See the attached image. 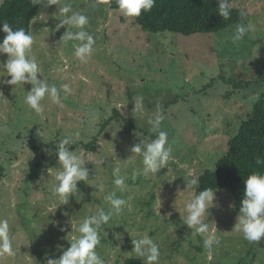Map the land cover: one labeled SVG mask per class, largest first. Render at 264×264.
I'll return each mask as SVG.
<instances>
[{
    "label": "rangeland",
    "instance_id": "obj_1",
    "mask_svg": "<svg viewBox=\"0 0 264 264\" xmlns=\"http://www.w3.org/2000/svg\"><path fill=\"white\" fill-rule=\"evenodd\" d=\"M68 2L88 16L87 30L96 37V51L86 63L73 55L76 42L58 44L66 28L55 30L63 18L57 10ZM231 2L248 14L238 24L252 25L238 44L230 39L237 24L190 36L152 33L111 9L109 0L39 4L30 31L42 69L38 78L58 88L68 84L72 92L63 107L45 98L44 112L37 114L24 102L31 85H24V91L4 82L10 77H0V218L9 220L16 250L15 256L0 257V264H47L46 257L59 258L70 246L68 239L77 234V222L100 206L107 210L104 196L114 188L112 171L117 167L128 185L117 195L127 204L100 230L97 251L105 264H121L135 255L129 253L131 239L144 233L159 245L160 264H264V239L249 242L233 230L239 213L229 190L215 193L216 206L209 216L215 225L210 230L220 242L211 250L181 220L190 192L178 193L186 191L187 181L213 167L264 93V0ZM6 60V54L0 55V62ZM241 82L242 87L237 86ZM134 96L143 97L140 112H133ZM157 104L166 116L162 127L168 133L171 158L158 174L137 175V170L142 173V156L125 162L132 156L131 147L139 143L135 133L155 138L146 120ZM90 110H96L94 122ZM112 115L116 118L97 138L95 151H86L79 143L96 137ZM64 136L77 144L70 150L87 157L90 178L78 183L67 205L53 195L57 182L48 174L49 168L58 167L55 144ZM116 234L122 240H116Z\"/></svg>",
    "mask_w": 264,
    "mask_h": 264
},
{
    "label": "clouds",
    "instance_id": "obj_2",
    "mask_svg": "<svg viewBox=\"0 0 264 264\" xmlns=\"http://www.w3.org/2000/svg\"><path fill=\"white\" fill-rule=\"evenodd\" d=\"M44 2L45 0H33L34 5ZM58 2L59 0H46L47 6L56 5ZM155 3L156 0H118V11L125 17L136 18L140 17L142 12L150 11ZM217 3L218 15L224 20L229 19L233 8L231 0H217ZM57 11L63 18L59 20L55 30L66 28L58 44L67 46L70 42H76L73 55L79 62L86 63L96 51V37L87 30L88 16L82 11L75 10L71 2L62 4ZM244 15L245 13L241 12V16ZM45 16L40 14L41 18ZM0 26H2L0 31L5 34L0 42V55H7V60L0 62V77H10L4 82L15 87L22 86L24 91V85H31L30 91L26 92L24 102L37 114L44 112L42 101L45 98L63 107V100L71 95L72 89L68 84H63L58 88L55 84L38 78L41 77L42 69L33 53V34L26 32L24 28L14 29L7 21L0 22ZM251 30V23L237 24L230 37L232 43L238 44L244 40ZM132 102L133 112L143 110L142 96H134ZM89 116L94 122L96 110H90ZM165 120L164 111L161 105L157 104L155 112L146 120L148 132L155 134V138L135 133L139 138V143L131 147L132 156L125 163L132 160L135 155L142 156V173L141 170H137V175L158 174L171 158L172 149L169 146L168 133L162 127ZM74 143L75 140L71 136L59 138L55 144L58 167L48 169V174L53 175L57 182L52 186L53 195L61 205H67L70 197L78 192V183L90 181L89 170L85 166L88 163L87 157L78 154L77 150H70ZM80 151L82 153V150ZM51 154L49 152V155ZM256 164L264 165V158L257 157ZM120 172L119 167L112 171L114 188L104 196V201L108 205L107 210L100 206L94 214L77 222L75 226L77 234L68 239L70 246L63 250L57 259L46 257L47 264H105V260L97 251L98 246L101 245L100 230L103 225L111 221L113 216L120 215L127 204L122 196L117 195L118 192H126L128 187L127 177L121 175ZM244 185L243 199L233 230L242 233L243 238L249 242H259L264 239V173L252 172L244 180ZM198 188V179L192 178L186 182V191L178 193L180 195L190 192L189 199L183 205L185 215L181 220L187 228L192 230V235L202 236L204 248L211 250L220 242L215 232L210 230V225H215V222L209 220L210 210L216 206L214 201L218 189L207 187L198 192ZM53 207L56 205L53 204ZM115 239L122 240V237L116 234ZM131 242L133 248L130 254L134 253L136 257L142 258L144 264H160L159 245L147 233L139 238L131 239ZM15 255L16 250L13 237L10 235L9 220L0 218V257ZM35 264H37L36 261Z\"/></svg>",
    "mask_w": 264,
    "mask_h": 264
},
{
    "label": "trees",
    "instance_id": "obj_3",
    "mask_svg": "<svg viewBox=\"0 0 264 264\" xmlns=\"http://www.w3.org/2000/svg\"><path fill=\"white\" fill-rule=\"evenodd\" d=\"M110 8L118 10V0H109ZM241 12L245 15L241 16ZM40 5H34L33 0H4L0 3V22L7 21L14 29L24 28L31 31L32 22L39 16ZM248 18L241 8H232L230 18L224 20L218 15L217 0H156L155 6L148 12H142L140 17L131 18L133 23L143 31L158 33L170 32L183 36L194 34L217 33L236 25ZM2 27V26H0ZM0 31V42L4 38ZM251 82H244L248 86ZM243 82L237 86L242 87ZM168 106V105H167ZM113 115L120 116L118 110ZM113 115L101 124L96 137L80 145L88 151H95V142L105 128L116 117ZM126 121V120H124ZM127 127L134 128L127 123ZM142 132V131H141ZM77 146L73 145L71 148ZM264 158V93L254 103L250 114L240 122L238 131L227 142V149L218 157L211 169H206L199 176V188L212 187L229 190L234 200V210L239 213L243 199L244 180L252 172L264 173V165H257L256 158ZM196 249L200 250L199 247ZM121 264H144L142 258L135 255L124 259Z\"/></svg>",
    "mask_w": 264,
    "mask_h": 264
}]
</instances>
